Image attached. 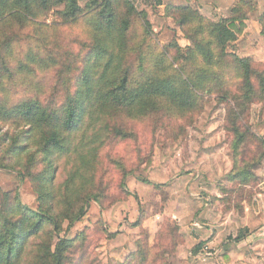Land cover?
Here are the masks:
<instances>
[{
	"label": "trees",
	"instance_id": "1",
	"mask_svg": "<svg viewBox=\"0 0 264 264\" xmlns=\"http://www.w3.org/2000/svg\"><path fill=\"white\" fill-rule=\"evenodd\" d=\"M245 5L216 22L191 6H169L192 44L155 52L133 0H0V169L29 181L38 202L33 209L19 187H0V264H97L87 254L90 232L69 238L67 231L91 202L103 205L118 180L128 189L125 179L135 171L129 163L141 157L117 166L113 155L117 141L135 135L129 122L183 130L215 96L233 141L229 180L255 179L249 167L264 157V141L250 117L252 105L264 103V68L228 51ZM59 6V21L46 23ZM260 23L264 33V13ZM149 237L142 230L124 264H170L184 239L175 221L151 246Z\"/></svg>",
	"mask_w": 264,
	"mask_h": 264
},
{
	"label": "rangeland",
	"instance_id": "2",
	"mask_svg": "<svg viewBox=\"0 0 264 264\" xmlns=\"http://www.w3.org/2000/svg\"><path fill=\"white\" fill-rule=\"evenodd\" d=\"M88 1L79 0V3L85 6ZM133 1L149 22V41L155 52L168 49L176 42L183 47L192 44L179 21L168 13L169 6H191L206 19L216 22L231 18L240 1L246 3L244 18L236 21L237 39L229 44L228 51L240 57H250L256 65L264 68V33L260 23L264 0ZM58 9L62 6L52 10L44 19L46 23L59 21L55 14ZM142 27L140 18L135 23L138 34ZM73 49L74 52L78 50L76 45ZM170 49L173 55L175 49ZM225 116L224 103L212 96L200 114L182 123L185 125L183 130L182 126L176 125L173 131L165 133L164 127L154 129L151 125L148 127L146 121L129 122L127 128L135 135L129 140L117 141L113 155L119 161L117 166L141 157L137 164L129 163V168L135 171L125 179L128 189H122L118 180L117 185L109 189V198L104 204L91 202L85 217L67 231V236L73 238L87 230L91 234L92 247L87 251L90 260L97 264H124L130 253L138 249L142 230L149 232L148 244L151 246L158 230L167 221H175L184 239L170 255V264H223L228 257H225L227 253L221 250V245H211V250L208 247L207 250L213 252L212 255L205 254L209 258L199 257L194 250L199 241L195 245L187 243L185 231L198 233L196 237L200 238L199 233L212 228L214 237L228 219L236 236L239 232L245 235L250 229L244 228V224L254 222V228L259 229L263 224L257 222L258 217L264 218V157L249 167L255 176L251 183L229 180L235 157L232 137L225 127ZM250 125L253 133L264 141L263 102L252 105ZM103 161L106 162L104 154ZM0 187L4 190L19 187L23 202L33 209L37 207L30 182L14 171L0 169ZM195 222L201 224L203 230L194 227ZM206 242H200L203 248ZM243 249L238 247L236 251L241 255Z\"/></svg>",
	"mask_w": 264,
	"mask_h": 264
},
{
	"label": "crops",
	"instance_id": "3",
	"mask_svg": "<svg viewBox=\"0 0 264 264\" xmlns=\"http://www.w3.org/2000/svg\"><path fill=\"white\" fill-rule=\"evenodd\" d=\"M176 217L179 216L176 215ZM257 222L262 223L263 226L259 229H256L253 226L254 222L252 224L246 223L244 224V228H249V233L244 235L239 232L238 236H236V233L231 231L234 227H232V224H230V220L225 219L222 223V226H220L218 229L219 231L217 235L214 237L212 228H206L203 230L201 224L195 222L194 227H197L198 230L200 229L199 231H201V229L203 230L201 233H199V235L201 234V237H196L198 236V233H190L185 231V237L187 240L186 242H190L192 245H195L197 244V241L200 243L201 241L206 240L207 242L204 244V248L202 246L203 249H199L200 251L198 250L196 252L198 253L196 254L197 256H203L205 258L207 257L205 254L209 252L207 249H212L211 245H221V250H225L227 253L225 257H228L227 260L223 261V264H236L237 262L241 264H264V218L258 217ZM152 223L153 222L151 220L149 224L151 225ZM238 247H242V249L244 248L241 255H239L238 251H236ZM212 253L213 252H209L208 255H212ZM228 259L231 261L229 262Z\"/></svg>",
	"mask_w": 264,
	"mask_h": 264
},
{
	"label": "built area",
	"instance_id": "4",
	"mask_svg": "<svg viewBox=\"0 0 264 264\" xmlns=\"http://www.w3.org/2000/svg\"><path fill=\"white\" fill-rule=\"evenodd\" d=\"M159 218V217H158Z\"/></svg>",
	"mask_w": 264,
	"mask_h": 264
}]
</instances>
